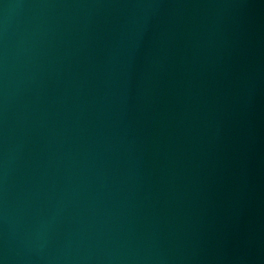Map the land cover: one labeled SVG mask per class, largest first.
Here are the masks:
<instances>
[{"label": "water", "instance_id": "water-1", "mask_svg": "<svg viewBox=\"0 0 264 264\" xmlns=\"http://www.w3.org/2000/svg\"><path fill=\"white\" fill-rule=\"evenodd\" d=\"M0 264H264V0H0Z\"/></svg>", "mask_w": 264, "mask_h": 264}]
</instances>
